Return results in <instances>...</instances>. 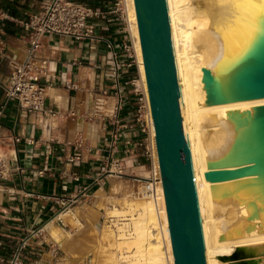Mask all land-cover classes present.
<instances>
[{"label":"bare ground","instance_id":"1","mask_svg":"<svg viewBox=\"0 0 264 264\" xmlns=\"http://www.w3.org/2000/svg\"><path fill=\"white\" fill-rule=\"evenodd\" d=\"M126 1L158 156L135 0ZM165 1L205 264H264V16L244 7L233 28L229 0ZM108 105L98 99L95 116L113 112ZM111 181V193L96 194L92 216L79 208L71 216L86 228L72 239L51 226L52 241L74 247L73 263L175 264L163 186L156 203L137 191L131 199L121 181ZM70 209L54 220L67 222ZM102 213L101 230L92 217ZM87 231L85 245L79 238Z\"/></svg>","mask_w":264,"mask_h":264},{"label":"crops","instance_id":"2","mask_svg":"<svg viewBox=\"0 0 264 264\" xmlns=\"http://www.w3.org/2000/svg\"><path fill=\"white\" fill-rule=\"evenodd\" d=\"M74 1L99 12H109L114 5V0ZM45 3L46 0H0V50L4 51L0 55V138L5 142L2 150L10 169L8 178H0V256L9 261L26 241L22 264H86L85 260L69 261L74 247L58 246L49 229L59 227L75 239L67 222L54 218L69 208L68 220L77 216V208L92 216L96 194L111 193L112 181L103 177L101 168L111 156L115 132L118 140L114 157L126 167L124 181L148 170L138 146L144 135L135 118L136 97L132 86L126 85L137 72L134 66L119 68L120 91L124 95L119 114L109 110L101 117L93 116L96 97H104L110 107L118 100L109 43L114 44L120 63L127 64L128 58L123 53L127 35L121 32L118 17H91L87 20L92 29L90 37L78 40L66 35L43 36L39 56L49 62L48 76L43 80L47 91L45 112L22 111L16 100L6 97L4 87L13 66L25 58V25L31 16L43 11ZM102 90L107 93L101 94ZM14 138L20 141L15 143ZM114 179L124 184L123 178ZM75 198L78 201L71 204ZM91 201L93 205H89ZM79 219L86 228L84 218ZM100 222L101 218L96 225ZM56 247L62 251L60 259L53 254Z\"/></svg>","mask_w":264,"mask_h":264},{"label":"built area","instance_id":"3","mask_svg":"<svg viewBox=\"0 0 264 264\" xmlns=\"http://www.w3.org/2000/svg\"><path fill=\"white\" fill-rule=\"evenodd\" d=\"M108 14L115 15L121 23V32L127 35L126 42L123 45V53L128 58L127 64H122L118 60L117 53L114 49V44L109 43V48L113 54L112 75L114 77V86L118 90L117 103L114 105L112 113L119 114L124 95L120 91L119 68L132 67L136 68L137 76L126 83L133 88V93L136 97V122L141 127V132L144 135L139 141L138 146L142 149V153L147 161L148 170L147 176L133 177L137 187V193L144 199L152 200L158 203L159 191L163 186L160 167L157 166L158 156L156 153L153 138L151 136V115L147 106V98L144 88L140 85V72L135 50V38L131 32L132 23L128 17L127 1L114 0L113 8L109 12L94 11L74 0H46L43 11L31 16L28 23L25 25V31L28 37V46L25 51V58L21 63L15 64L11 75L5 84V95L8 99H14L18 102L20 109L28 114L45 112V101L47 97L46 83L44 79L48 76L49 62L47 59L39 56L42 46V38L46 34H57L74 37L78 40L90 37L92 29L88 26L87 20L91 17H103ZM4 51L0 50V55ZM70 88L69 85H67ZM73 88H77L72 85ZM101 94H106L105 90ZM3 108L0 109V130L3 125L1 116ZM115 126L119 124L117 120ZM118 130V129H117ZM118 140L116 132L113 135V147L111 156L107 158L106 163L101 168L103 177L109 174H116L119 177H127L125 174L126 167L123 162L114 157L117 153L116 141ZM20 141L19 138H14V142ZM5 142L0 138V178L6 179L10 174L7 158L3 153ZM78 198L72 200L71 204L76 203ZM62 223V222H60ZM3 246L0 240V248ZM26 246V241L16 249L9 261L0 256V264H22L21 254ZM59 248L53 249V254L57 258Z\"/></svg>","mask_w":264,"mask_h":264},{"label":"water","instance_id":"4","mask_svg":"<svg viewBox=\"0 0 264 264\" xmlns=\"http://www.w3.org/2000/svg\"><path fill=\"white\" fill-rule=\"evenodd\" d=\"M175 264H205L165 0H135Z\"/></svg>","mask_w":264,"mask_h":264},{"label":"rangeland","instance_id":"5","mask_svg":"<svg viewBox=\"0 0 264 264\" xmlns=\"http://www.w3.org/2000/svg\"><path fill=\"white\" fill-rule=\"evenodd\" d=\"M102 98V96H98V97H96V99L98 100V99H101ZM105 99V98H104ZM106 100V99H105ZM93 114V116H95V113L93 112L92 113ZM104 114V113H103ZM96 117H100V116H96ZM145 173H147V171H144V173L142 174V175H140V176H144V174ZM134 178L132 177V180H126L127 182H125L124 180V178H123V182H124V184H125V186L127 187V190L130 192V194H131V199H133L134 197H136V198H139L137 195H135L134 193L137 191V187H136V184H135V182H134V180H133ZM111 180H115L114 178H111ZM109 194V193H108ZM134 194V195H133ZM120 202V204H118ZM93 203V201H91L90 202V204L89 205H93L92 204ZM118 203H117V207H121V204H123L124 202H122L121 200L120 201H118ZM115 205V203H114V200H108V202H107V208H112L113 206ZM98 217V218H97ZM80 218V217H79ZM93 220H96V222H97V220L99 219V218H101V222L99 223V228L102 230L103 228H102V226L105 224V222L107 221V217H105L104 216V214L102 213V214H100V215H94L93 217ZM82 219V218H81ZM65 225H68V226H70V228L73 230V232L71 231L70 232V234H76L75 235V237H77V235H79L84 229H83V227H82V224L81 225H79V224H76L73 220H72V218H70V221L69 220H67V223L65 224ZM104 227V226H103ZM69 232V231H68ZM90 234V236L89 235H87V234ZM92 234H93V232H90V231H87V232H85V235L87 236H85L84 234L81 236V238H79L80 239V241L82 242V244H87L88 242H90V239L92 240ZM86 237V238H85ZM89 239V240H88ZM63 250V249H62ZM63 256H62V251L60 250L59 251V254H58V258L60 259V258H62ZM89 259H93V255H90L89 256ZM87 264H88V262H86Z\"/></svg>","mask_w":264,"mask_h":264},{"label":"snow or ice","instance_id":"6","mask_svg":"<svg viewBox=\"0 0 264 264\" xmlns=\"http://www.w3.org/2000/svg\"><path fill=\"white\" fill-rule=\"evenodd\" d=\"M229 2L233 6V14H232V27L239 25L241 23V19L239 17V10L244 7H259L260 15L264 16V0H229ZM230 32L225 33V40L229 38Z\"/></svg>","mask_w":264,"mask_h":264}]
</instances>
